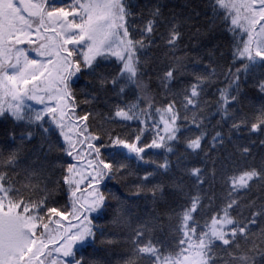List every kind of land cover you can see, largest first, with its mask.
I'll return each instance as SVG.
<instances>
[{"label": "snow or ice", "instance_id": "obj_1", "mask_svg": "<svg viewBox=\"0 0 264 264\" xmlns=\"http://www.w3.org/2000/svg\"><path fill=\"white\" fill-rule=\"evenodd\" d=\"M0 264H264V0H0Z\"/></svg>", "mask_w": 264, "mask_h": 264}]
</instances>
